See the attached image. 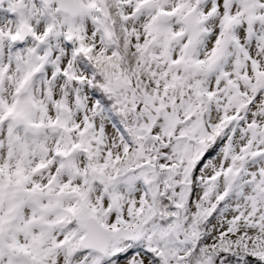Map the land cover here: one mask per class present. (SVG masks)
Here are the masks:
<instances>
[{
    "label": "snow or ice",
    "instance_id": "6c2138e0",
    "mask_svg": "<svg viewBox=\"0 0 264 264\" xmlns=\"http://www.w3.org/2000/svg\"><path fill=\"white\" fill-rule=\"evenodd\" d=\"M0 264H264V0H0Z\"/></svg>",
    "mask_w": 264,
    "mask_h": 264
}]
</instances>
